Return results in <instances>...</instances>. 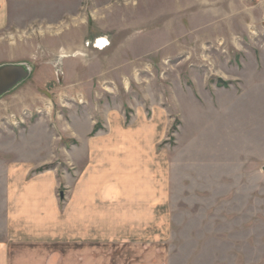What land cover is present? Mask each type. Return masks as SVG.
Wrapping results in <instances>:
<instances>
[{"label":"rangeland","instance_id":"rangeland-1","mask_svg":"<svg viewBox=\"0 0 264 264\" xmlns=\"http://www.w3.org/2000/svg\"><path fill=\"white\" fill-rule=\"evenodd\" d=\"M70 1L7 3L17 17L0 31V64L34 69L1 104L0 113L12 112L0 124L18 133L9 141L22 140L35 117L60 113L65 122L71 104L86 105L78 96L115 103L127 119L138 108L162 112L159 145L172 167L170 204L158 213L166 229L121 234L126 249L104 264L129 256L130 264H264V0ZM78 67L89 85L75 82ZM54 165L70 171L62 159ZM53 247L52 264H63L67 250Z\"/></svg>","mask_w":264,"mask_h":264},{"label":"crops","instance_id":"crops-1","mask_svg":"<svg viewBox=\"0 0 264 264\" xmlns=\"http://www.w3.org/2000/svg\"><path fill=\"white\" fill-rule=\"evenodd\" d=\"M8 1L0 0V31L17 17ZM75 73V82L89 85V71L78 67ZM90 80L94 90L104 84L98 77L96 83ZM23 86L3 98L0 107ZM85 101L70 105L65 122L60 113L46 121L35 117L28 143L26 134L12 144L17 129L0 124V264H52L54 245L67 250L63 264H104L126 249L121 234L142 224L166 229L167 216L158 213L170 204L172 167L159 144L167 135L168 118L138 108L127 119L115 103ZM24 103L17 106L27 108ZM10 112L11 106L0 113V122ZM47 121L60 130L52 131ZM61 159L70 168L65 175L54 165Z\"/></svg>","mask_w":264,"mask_h":264},{"label":"water","instance_id":"water-1","mask_svg":"<svg viewBox=\"0 0 264 264\" xmlns=\"http://www.w3.org/2000/svg\"><path fill=\"white\" fill-rule=\"evenodd\" d=\"M33 71L29 62L0 64V101L27 83Z\"/></svg>","mask_w":264,"mask_h":264},{"label":"built area","instance_id":"built-area-1","mask_svg":"<svg viewBox=\"0 0 264 264\" xmlns=\"http://www.w3.org/2000/svg\"><path fill=\"white\" fill-rule=\"evenodd\" d=\"M78 97H80V98L76 102H78L80 105H84V103H85L84 98L82 96H78Z\"/></svg>","mask_w":264,"mask_h":264},{"label":"bare ground","instance_id":"bare-ground-1","mask_svg":"<svg viewBox=\"0 0 264 264\" xmlns=\"http://www.w3.org/2000/svg\"><path fill=\"white\" fill-rule=\"evenodd\" d=\"M5 98V97H4Z\"/></svg>","mask_w":264,"mask_h":264}]
</instances>
